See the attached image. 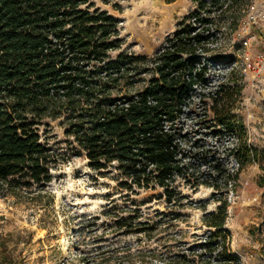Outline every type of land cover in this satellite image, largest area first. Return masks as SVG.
Returning a JSON list of instances; mask_svg holds the SVG:
<instances>
[{"label":"rangeland","instance_id":"1","mask_svg":"<svg viewBox=\"0 0 264 264\" xmlns=\"http://www.w3.org/2000/svg\"><path fill=\"white\" fill-rule=\"evenodd\" d=\"M89 3V11H104L117 21L112 40H118V47L107 52L105 62L128 58L125 74L141 78L151 74L152 58L192 20L196 8L194 0ZM246 3L238 0L224 16L211 13L210 50L193 55L206 75L176 124L191 172V183H176L180 197L169 201L161 188L135 194L120 189L115 171L88 167L72 137L65 135L63 117L44 118L37 130L56 158L51 181L42 189L14 193L0 186V264H225L216 255L220 247L212 250L215 245L208 243L214 228L203 222L220 198L228 204L223 228L235 258L231 264H264V27L247 22ZM255 5L264 11V0ZM105 64H97L96 74H104ZM84 65L90 68L91 63ZM221 106L237 131L221 130L214 113ZM245 148L254 160L240 169L234 189L228 185L220 194L197 184L217 176L219 165L236 171L234 155L245 158Z\"/></svg>","mask_w":264,"mask_h":264},{"label":"trees","instance_id":"2","mask_svg":"<svg viewBox=\"0 0 264 264\" xmlns=\"http://www.w3.org/2000/svg\"><path fill=\"white\" fill-rule=\"evenodd\" d=\"M237 1L212 4L226 5L224 16ZM90 6L89 0H0V186L14 193L51 181L56 158L40 142L37 126L44 118L63 117L65 135L89 168L115 171L117 186L131 194L161 188L167 200L179 198L176 183H191V172L176 124L194 87L204 84L205 66H195L200 62L193 55L210 50L211 13L199 17L201 30L191 21L179 27L152 58L151 74L141 78L125 74L128 58L105 62L107 52L118 47L112 40L117 21L104 11H89ZM194 15L195 10L189 18ZM99 63H106L104 74H96ZM222 110L214 108L221 130L237 131L233 117ZM245 149V158L234 155L236 171L219 165L217 176L197 184L220 194L228 185L234 189L240 169L254 160ZM218 201L203 222L215 230L208 237L212 250L219 246L216 255L231 264L235 258L223 228L228 204L226 198Z\"/></svg>","mask_w":264,"mask_h":264},{"label":"built area","instance_id":"3","mask_svg":"<svg viewBox=\"0 0 264 264\" xmlns=\"http://www.w3.org/2000/svg\"><path fill=\"white\" fill-rule=\"evenodd\" d=\"M198 2H200L201 7L199 8L198 6ZM256 0H247V3L245 5L246 9H242V12H245V17L248 23H253V24H261L262 27H264V11L263 10H259L256 5ZM195 11L197 12V15H194L191 19V22L193 25L196 26L197 30H201L203 28V24L201 23L199 17L205 16V13L209 12V13H214V12H222L226 5H224L223 7L217 8L215 6H213L212 4V0H197L195 1ZM225 12V10L223 11ZM209 24L204 25L205 27H207ZM211 24L209 25V30L206 32H210L211 29ZM247 42H244L243 44L246 45ZM206 45H210V43H206ZM245 58H248V56H246ZM262 67L264 68V61L262 64Z\"/></svg>","mask_w":264,"mask_h":264}]
</instances>
